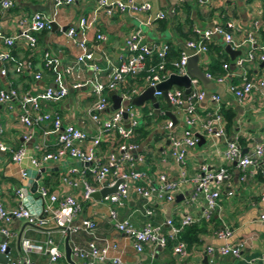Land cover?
Here are the masks:
<instances>
[{
    "label": "crops",
    "instance_id": "0c3cea01",
    "mask_svg": "<svg viewBox=\"0 0 264 264\" xmlns=\"http://www.w3.org/2000/svg\"><path fill=\"white\" fill-rule=\"evenodd\" d=\"M147 1L151 4L149 15L138 13L133 15L121 14L113 11L110 15L104 10H97L96 0H73L71 3L56 4V0H14V6L6 11L3 16V29L7 34H17L19 32L18 20L21 17L33 14L38 11L43 13L48 19L54 20L58 28H51L37 34V45L30 47L25 40H19L12 51V61L0 63V88H16L20 94H38L44 92L49 87L56 86V77L63 75V85L68 89V94L60 101L43 100L41 107L43 111H59L64 123L74 124L83 129L88 135L97 133V126L86 115V108L94 100L92 95V83L95 78L93 71L82 65L76 64V57L79 48L75 41L84 40L87 48L93 53V60L98 65V80L106 81L108 74L117 66L120 59L126 55L124 40L126 36L136 27H141L144 40L147 43L166 42L171 47L179 48L186 38L178 35L175 27L177 24H184L182 32L187 33L188 27L207 29L217 24L232 22L234 28L231 30L234 44L239 47L232 48L240 51L234 59L224 51L226 44L221 36H213L211 49L206 54L201 55L198 60L199 67L210 72L207 67L212 56L216 54L224 55V63L228 65L217 72L211 73L212 79L202 84L198 82L196 89L204 92V97L197 103L196 123L187 126L184 123L182 110L175 108L164 100L161 95H155L158 103V111L152 102L145 101L149 109L147 116L157 117L165 115L162 124L155 126L151 124V133L140 144L141 150L147 154V161L140 168L144 169L150 176L153 184L159 186V175H164L169 182H177L181 179L179 167L170 155L169 144L165 141L167 135L182 136L188 130L193 136L201 135L203 141L201 145L190 148L184 165L186 182L181 184L174 192L171 201L155 200L153 203H146L131 193L124 201L123 205L109 203L103 198L89 200L82 198L81 184L76 188L63 183L62 178L71 167L81 168L77 160L63 158L57 162L45 163L40 167L32 164L29 157L21 163L11 160L9 153H4L0 157V199L6 209L19 206L20 199L17 196V189L24 187L27 191L23 200L29 209L45 219L46 222L32 225L22 219H14L7 227L11 233L8 239V259L19 261V264H46L48 255L44 252L30 250L25 251L24 240L37 243H45L51 239L62 251V264H68L64 258V242L66 234L63 233L62 226L51 216L46 215L44 208L46 202L39 196V188L42 186L58 195H73L81 204L82 209L73 220V226H79L83 220L94 222V228L90 231L82 229L72 232L69 235V244L73 247L86 248L89 242H94L98 247H108L107 257L119 256L128 264H133L137 260H142L147 264H264V224L258 215L264 210V200L260 199V186L264 182V176L257 175L260 168L247 174L245 181H240V171L236 166V161L227 160L224 152L227 143L231 140L240 142V149L249 152L255 145L264 143V98L259 92L252 93L247 99L238 101L228 90V86L240 84L243 72L247 75L260 77L264 76V62L259 61L261 53L260 47L264 44V0H212L207 4H198L196 0L179 3L178 0H137ZM157 11H164L166 17L161 20L152 21L145 25L143 21L153 17ZM86 17L90 24L83 28L80 20ZM254 21H258V26L253 29ZM73 28L76 32L74 39L68 38L67 29ZM63 28H65L63 30ZM254 31V32H253ZM102 32L105 40L96 39V34ZM249 34H253L254 42L251 44L247 40ZM162 37L158 39L157 37ZM253 50L255 59L251 63H246L242 68L235 64L238 56H243L249 50ZM5 49L0 40V52ZM105 55L108 57L105 58ZM51 64L48 65V58ZM30 62V74L18 72L16 68L20 64ZM73 66L70 73L65 69ZM7 68L6 75H2L1 69ZM40 73L41 78L36 79L35 74ZM171 73V72H170ZM220 77L223 80L217 82L214 78ZM80 83L79 87H74L75 83ZM138 87L141 92L144 86V77L127 76L121 86L115 91L119 96L122 91L128 88ZM177 86L172 87L171 89ZM82 92V95L81 93ZM111 92V91H110ZM109 92V93H110ZM140 92V93H141ZM139 93V94H140ZM138 94V95H139ZM212 95L219 96V101L212 100ZM137 96V95H136ZM135 97V96H134ZM133 97V98H134ZM110 98V96H109ZM111 106L113 104L109 99ZM134 105V104H133ZM110 106V109H111ZM140 106L134 105L138 112L139 125L143 124L140 116ZM222 107L232 109L235 113L233 129L223 136H216L213 133L205 132L201 128V122ZM22 107L19 102L0 105V143L18 149L22 146L27 148L28 156L39 157L43 149L55 150L58 134L53 130L51 123H43L33 127L29 140L25 135L29 130L20 120ZM170 112L173 119L166 115ZM107 115V113H105ZM172 121L173 126L166 129V122ZM224 122V121H223ZM224 126V123H222ZM216 124L213 126V128ZM225 130V129H224ZM162 134L161 139H155L156 134ZM198 139V138H197ZM110 138H104L98 148V156L104 159L106 155L115 150ZM205 165L210 170L219 167H226L230 172V184L234 194L227 196L222 193L218 202V208L213 212L210 219H200L201 231L198 234L199 242L190 246L186 245V255L180 256L173 252V243L170 245L158 246L151 244L145 246L142 254H137L133 248L131 239L124 233L117 230L115 220L109 215L110 210L117 212L116 220L128 219L134 226L141 228L146 224L159 228L160 235L169 233V226L166 219L173 218L178 222L184 215L201 217L205 204L204 197L200 194L193 182V177L200 173L201 166ZM44 171L41 173V170ZM28 172L27 177H22L21 171ZM38 187L33 190L37 176ZM88 180L94 184L92 177L87 174ZM90 178V179H89ZM112 178L110 176L103 182L101 188L111 187ZM146 208L152 209V214L145 213ZM222 226H229L233 230L230 243L241 244L239 255L217 256L206 255L204 250L208 246H218L222 240L214 235V231ZM1 241L6 238L0 236ZM115 245V247H112ZM1 251V250H0ZM76 264L79 261L72 256Z\"/></svg>",
    "mask_w": 264,
    "mask_h": 264
},
{
    "label": "built area",
    "instance_id": "2783aa9c",
    "mask_svg": "<svg viewBox=\"0 0 264 264\" xmlns=\"http://www.w3.org/2000/svg\"><path fill=\"white\" fill-rule=\"evenodd\" d=\"M97 10H104L110 15L113 11L121 14H147L151 12V4L147 1L138 2L137 0H96ZM191 0H178L179 3H185ZM198 4H207L212 0H196ZM73 0H56L57 5L71 3ZM14 6V0H0V40L3 42L5 49L0 52V63H8L12 61V51L15 44L19 40H25L30 47L37 45V34L51 28V21L41 12L21 17L18 20L19 32L17 34H7L3 29L4 13ZM166 17L164 11H157L152 18L148 16L143 23L151 24L152 21L161 20ZM253 29L256 30L258 21H254ZM90 24L86 17L80 20V26L85 28ZM234 28L232 22L217 24L212 28L198 29L193 28L194 38L186 40L185 46L193 50L201 58L208 51V44L213 36H221L226 44L232 48L239 47L234 44L231 30ZM254 32V31H253ZM66 35L68 38L74 39L76 32L71 27L67 29ZM105 35L102 32L96 34V39L99 41L105 40ZM247 40L253 44V34H249ZM79 48V54L76 57V64L90 68L95 74L92 83V95L94 100L86 108V115L97 126V133L93 136L88 135L80 127L64 123L63 117L59 111H43L41 104L46 101H60L68 94V89L63 85V75L58 74L55 81V87H49L44 92L38 94L24 93L20 94L14 88H0V105L8 104L13 101L20 103L22 107L21 122L31 131L25 135L26 140L31 137L33 127L43 123H51L53 130L57 132V143L55 150L43 149L39 157L28 156L27 148L22 146L18 149H13L0 143V157L4 153L11 155V160L16 163H21L25 158L29 157L34 166L40 167L45 163L57 162L63 158H72L82 163L81 168L71 167L66 175L63 176L64 184L76 188L81 184L82 198L89 200L92 193L100 190L101 185L108 176L112 178L111 186L117 180L119 183L116 191L110 195L103 197V200L109 203L123 205L128 196L133 193L138 198L146 203H153L155 200L171 201L174 192L177 188L186 182L185 178V160L190 148L196 145L197 137L193 136L190 131L186 130L182 136H173L168 134L170 155L176 165L179 167L181 179L177 182H169L164 175H159V186H155L148 173L140 168L145 163V156L141 150V145L133 142H128L134 134V129L139 125L138 112L134 109L131 100L138 95L141 90L138 87L125 89L120 93L121 104L116 109H110L111 103L109 92L116 90L121 86L127 76L135 77L136 75L145 72L144 86L155 87L158 83L165 80L170 72L178 75L186 74V65L188 55L181 52L180 56L172 61L173 70L167 71L165 68L166 55L169 52L171 45L166 42L147 43L144 40V34L141 27H136L131 31L124 40L126 55L122 57L111 72L107 76L106 81L98 80V65L93 60V53L87 48L84 40L75 41ZM252 47L245 55L238 56L235 59V64L242 68L246 63H251L255 59V54ZM261 53L258 56L259 61L264 62V44L260 47ZM156 55L157 62L152 63L151 56ZM105 58L108 57L105 55ZM48 59V65L51 61ZM73 66L65 69L66 73H70ZM223 68L227 69L228 65L223 64ZM16 70L18 72H26L30 74V62L20 64ZM2 75H6L7 68L1 69ZM207 78L212 79V74L205 72ZM36 79L42 76L40 73L35 74ZM217 82L223 79L220 77L214 78ZM197 79H191L192 92L184 98L182 88L175 87L168 91V100L172 106L182 110L184 115V123L187 126H192L196 123L197 103L203 99L204 92L196 89ZM80 83H75L74 87H79ZM228 90L235 96L238 101L247 99L252 93L259 92L264 98V76L254 77L243 72L241 83L228 86ZM154 95H161V91H155ZM212 100L218 102L219 96L212 95ZM126 113V121L123 114ZM107 113V115L105 114ZM223 117L220 110L217 109L212 113L205 122H201V128L208 133H213L220 137L224 135ZM127 124V125H126ZM216 126L213 128V126ZM173 126L172 121L166 122L165 128L170 129ZM104 138H110L111 145L115 150L110 151L104 159L98 156V148ZM122 141V142H120ZM224 156L227 160L236 161V166L240 171L239 180L245 181L247 174L254 169L264 165V143L255 145L249 152L243 153L235 140L227 143ZM264 176V168H260ZM200 173L193 177L196 190L204 197V212L201 217H192L184 215L178 222L173 218L166 219L165 223L169 226V233L160 235L159 228L146 224L141 228L134 226L128 219L116 220L117 212L110 210V217L115 220L117 230L126 234L132 241L133 248L137 254H142L145 246L151 244L164 246L167 238L175 239L173 252L180 255H186V243L178 238L180 230L189 224L199 222L202 219H210L213 212L218 208V202L221 194L227 196L234 194L232 185L230 184V172L222 166L215 170H210L205 165L201 166ZM22 177H27L26 170L21 171ZM89 174L94 184L88 180ZM260 199L264 200V182L260 186ZM27 190L24 187H19L16 191L20 204L12 209H6L0 199V236L6 239L0 244V250L4 252L8 249V239L11 233L7 227L14 219H22L32 225L46 222L41 216L34 214L29 207L24 204L23 200L26 197ZM39 196L46 202L44 212L46 215H51L59 225L62 226L63 233H70L80 229L90 231L94 228V222L91 220H83L79 226H73V218L81 212L82 206L73 195H58L52 193L48 187L42 186L39 188ZM145 213L152 214L151 208H146ZM259 221L264 224V210L258 215ZM233 230L229 226H222L214 231L216 238L222 240L218 246H208L205 248L206 255L217 256H233L239 255L241 244L230 243ZM23 247L26 252L33 250L36 252H44L48 255L46 264H62L63 251L60 250L51 239L45 243L32 242L24 240ZM115 247V245H112ZM72 256L79 261V264H128L119 256L107 257L108 247H98L94 242H89L86 248L71 247ZM21 260L11 261L10 264H19ZM133 264H147L142 260H137Z\"/></svg>",
    "mask_w": 264,
    "mask_h": 264
},
{
    "label": "water",
    "instance_id": "95a60500",
    "mask_svg": "<svg viewBox=\"0 0 264 264\" xmlns=\"http://www.w3.org/2000/svg\"><path fill=\"white\" fill-rule=\"evenodd\" d=\"M58 28V24L52 20L51 21V29L55 30ZM65 28H63L64 30ZM180 49L182 52H184L186 55H188L187 65H186V74L185 75H178L174 72H171L168 74L167 78L160 83H158L155 87H146L139 95L135 96L131 103L136 106H142L145 101L152 102L153 107L155 108V111H158V103L156 102V98L154 95L155 91H161V96L164 98V100L167 102V104L170 106V102L168 100V91L174 87L177 86L179 88H182L184 91V98H186L187 95L191 94L192 92V84L191 79H197L198 82H201L202 84H206L209 82V78L206 77L205 72L199 67L198 60L199 56L196 54H193V50L187 48L183 43L180 45ZM224 51L231 57V59H234L235 56L240 54V51H236L231 48L229 44L224 45ZM109 96L113 102L111 109H116L121 104V97L115 92L111 91L109 93ZM166 115L173 119V115L170 112H166ZM124 120L126 121V113L123 114ZM127 125V124H126ZM196 137L198 138L197 145H201L203 138L201 135L196 134ZM165 144H169V139H166ZM245 152V150H242V154ZM72 159V158H71ZM73 160V159H72ZM79 165H82L81 162L77 161ZM44 171V169L41 170V173ZM41 173L37 176V180L34 182L33 190H36L38 187V180L40 179ZM119 183V180L116 181V183L111 187H104L98 191H95L92 193L91 197L95 199L103 198L107 195H110L116 191V187ZM1 241V238H0ZM8 249L4 252L0 251V264H9L8 259ZM64 258L68 264H76L75 261L72 258V250L71 246L69 244V235L67 234L65 237L64 242Z\"/></svg>",
    "mask_w": 264,
    "mask_h": 264
},
{
    "label": "trees",
    "instance_id": "16d2710c",
    "mask_svg": "<svg viewBox=\"0 0 264 264\" xmlns=\"http://www.w3.org/2000/svg\"><path fill=\"white\" fill-rule=\"evenodd\" d=\"M183 25L184 24H177V26L175 27V30L177 31L178 35L182 38H186L187 40L193 39L195 37L194 36L195 34L192 31V28L188 27V29L186 30L187 33H183L182 32ZM208 49L209 50L211 49L210 43L208 44ZM180 54H181V52H180L179 48H177L176 46L170 47L169 52L167 53L166 59H165V61H166L165 62V68L167 71L170 72L173 70L172 61L176 60L180 56ZM150 60L152 61V63H156L157 62L156 55H152ZM225 60L226 59H225L224 55H221V54H216L215 56H212L207 69L211 73L214 74V72H217L218 70L222 69V64L224 63ZM137 76L145 77V72H142V73L136 75L135 77H137ZM220 114L223 117L225 132L228 133L234 127L235 113L230 108L226 109V108L222 107L220 109ZM162 116H163V118H166L165 115H162ZM149 117H153V115L152 116L146 115L143 117L144 123L135 127L134 134L129 139L128 142H133V143H136L137 145H140L148 137V135L151 133V128H150L151 121H150ZM162 137H163V135L160 133H158L154 136L155 139H161ZM120 142H122V141H120ZM238 144L240 145V142ZM257 175L260 177H263L261 169L258 171ZM199 223H200V221L189 224L187 226H184L180 230V232L178 233L177 239L184 241L187 246L198 243L199 242L198 234L201 231ZM171 243H173V245H174L176 243V240L171 239V238H167L165 246L170 245Z\"/></svg>",
    "mask_w": 264,
    "mask_h": 264
},
{
    "label": "rangeland",
    "instance_id": "374dc122",
    "mask_svg": "<svg viewBox=\"0 0 264 264\" xmlns=\"http://www.w3.org/2000/svg\"><path fill=\"white\" fill-rule=\"evenodd\" d=\"M157 38L161 39L162 37L159 36ZM80 93L82 95V92H80ZM139 111H140L141 118H143L144 116H146L148 114L149 109H148V107L146 105H142V106L139 107ZM149 118H150L151 124H154L156 127L162 124V120H163V116L162 115H158L157 117L153 116V117H149ZM143 153H144L145 156H147V154H145L144 151H143ZM145 159L147 161L148 157H146ZM61 250H62V247H61Z\"/></svg>",
    "mask_w": 264,
    "mask_h": 264
}]
</instances>
